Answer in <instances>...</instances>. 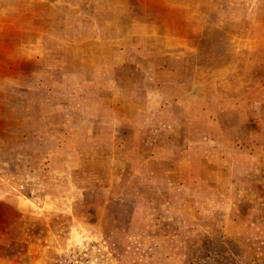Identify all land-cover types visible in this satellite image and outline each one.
I'll return each mask as SVG.
<instances>
[{
  "label": "rangeland",
  "instance_id": "1",
  "mask_svg": "<svg viewBox=\"0 0 264 264\" xmlns=\"http://www.w3.org/2000/svg\"><path fill=\"white\" fill-rule=\"evenodd\" d=\"M264 264V0H0V264Z\"/></svg>",
  "mask_w": 264,
  "mask_h": 264
},
{
  "label": "trees",
  "instance_id": "2",
  "mask_svg": "<svg viewBox=\"0 0 264 264\" xmlns=\"http://www.w3.org/2000/svg\"><path fill=\"white\" fill-rule=\"evenodd\" d=\"M222 261H218V259H217V261H216V263H214V262H211V264H226V263H221ZM209 264V263H208Z\"/></svg>",
  "mask_w": 264,
  "mask_h": 264
}]
</instances>
